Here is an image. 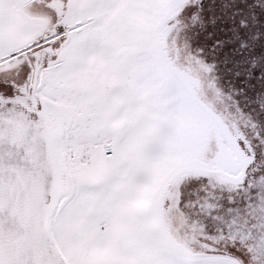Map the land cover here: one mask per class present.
<instances>
[{"label": "snow or ice", "instance_id": "6c2138e0", "mask_svg": "<svg viewBox=\"0 0 264 264\" xmlns=\"http://www.w3.org/2000/svg\"><path fill=\"white\" fill-rule=\"evenodd\" d=\"M0 264H264V0H0Z\"/></svg>", "mask_w": 264, "mask_h": 264}]
</instances>
